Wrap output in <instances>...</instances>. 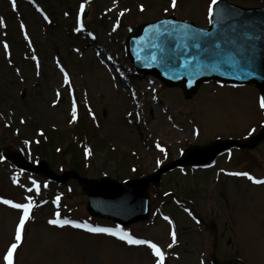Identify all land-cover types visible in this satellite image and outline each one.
<instances>
[{"label": "rangeland", "instance_id": "374dc122", "mask_svg": "<svg viewBox=\"0 0 264 264\" xmlns=\"http://www.w3.org/2000/svg\"><path fill=\"white\" fill-rule=\"evenodd\" d=\"M58 1L61 19L74 22L72 35L66 38L46 28V19L36 12L43 7L37 0H0V264H206L205 260L210 264L216 237L222 240L217 247L219 257L233 252L244 264H264V142L252 151V158L242 159L247 151L234 147L219 158L214 169L166 175L161 187L182 191L180 204L161 206L149 221L125 231L130 238L150 243L143 245L112 233L120 230L109 221L90 220L88 197L72 179L63 183L66 192L72 191L68 196L35 175L15 172L16 167L2 159L1 151L6 149L23 152L30 164L40 162L32 121L64 130L87 114L117 157L134 155L146 172L192 145L218 139L249 140L264 123L261 95L254 85L213 81L186 98L182 88L166 87L155 76L136 73L125 41L135 22L163 14L157 0ZM209 2L179 0L175 15L207 25ZM229 2L264 7V0ZM89 3L86 16L80 15L81 6ZM142 4L148 5L143 12ZM31 5L36 9L30 10ZM15 8L26 9L28 15L18 19L15 29L22 31L18 33L23 37H19L22 49L12 56L6 17ZM78 21L85 24V30L78 28ZM79 89L85 90L82 100ZM3 126L18 138L7 135ZM83 149L87 178H115L117 159L109 161L105 149L95 151L86 145ZM222 166L240 172L217 169ZM70 167L63 165L58 174ZM55 194L61 196L60 202ZM28 203L33 205V215L22 225L20 212ZM59 208L74 212L72 218L78 222L66 223L63 213L55 217ZM86 220L100 228L86 231L81 225ZM157 253L164 257L157 258Z\"/></svg>", "mask_w": 264, "mask_h": 264}, {"label": "water", "instance_id": "95a60500", "mask_svg": "<svg viewBox=\"0 0 264 264\" xmlns=\"http://www.w3.org/2000/svg\"><path fill=\"white\" fill-rule=\"evenodd\" d=\"M175 18L137 23L132 27L127 52L137 71L153 74L168 86L183 87L188 98L197 92L201 83L213 79L254 83L264 103V8H245L220 1L214 6L209 27ZM263 138L264 128L250 141H216L193 147L160 171L126 183L109 177L92 182L74 172L57 176L48 170L46 162L35 168L27 164L24 167L59 182L70 177L78 179L89 196L91 213L130 225L149 218L148 187L150 182L158 183L161 174L190 163L207 165L231 146L252 149ZM213 263L222 264L215 254Z\"/></svg>", "mask_w": 264, "mask_h": 264}, {"label": "trees", "instance_id": "16d2710c", "mask_svg": "<svg viewBox=\"0 0 264 264\" xmlns=\"http://www.w3.org/2000/svg\"><path fill=\"white\" fill-rule=\"evenodd\" d=\"M162 5H166L165 0H158ZM55 5L53 0L49 1L47 5L49 10L52 12V5ZM53 21L56 25L58 24L59 16L56 13L51 14ZM65 25V22L61 23ZM60 26V25H59ZM61 27V26H60ZM60 34H63L60 30ZM73 133L79 137L80 140L96 144L97 146H103L101 139L96 137L95 129L93 126L87 122L86 119L81 118L79 123L75 126ZM70 131H59L52 128H44L43 133L38 136L40 145L43 150L44 157L50 161V164L54 167V162L60 157L64 158L67 154H71V162L74 165V169L77 171L84 170V160L81 158V149L78 148V142L75 140H70ZM57 149H60L57 151ZM128 173V169L124 170V176ZM123 174L120 173L119 177L124 178ZM138 176V175H136Z\"/></svg>", "mask_w": 264, "mask_h": 264}, {"label": "flooded vegetation", "instance_id": "af4514ba", "mask_svg": "<svg viewBox=\"0 0 264 264\" xmlns=\"http://www.w3.org/2000/svg\"><path fill=\"white\" fill-rule=\"evenodd\" d=\"M226 258V257H225ZM230 259H232L231 261V264H236V263H234V261H233V257H229Z\"/></svg>", "mask_w": 264, "mask_h": 264}]
</instances>
